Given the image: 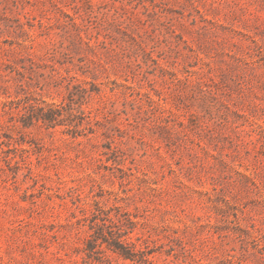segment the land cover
I'll return each mask as SVG.
<instances>
[{
    "label": "rangeland",
    "instance_id": "obj_1",
    "mask_svg": "<svg viewBox=\"0 0 264 264\" xmlns=\"http://www.w3.org/2000/svg\"><path fill=\"white\" fill-rule=\"evenodd\" d=\"M0 264H264V0H0Z\"/></svg>",
    "mask_w": 264,
    "mask_h": 264
},
{
    "label": "trees",
    "instance_id": "obj_2",
    "mask_svg": "<svg viewBox=\"0 0 264 264\" xmlns=\"http://www.w3.org/2000/svg\"><path fill=\"white\" fill-rule=\"evenodd\" d=\"M57 114H58V111L56 109H50L49 111L37 113L36 118H37V120H42V121L48 122L49 124H55V122L57 120ZM101 228H102V226L98 227L100 232L102 231ZM112 239L115 240V241H113V242H115L113 246L115 248H117L118 251H120L124 257L132 259V260L139 257V256L142 257V251L136 249L135 246H133L131 244L127 245V244L118 243V241H116L117 239L114 235H111V240ZM105 241L108 242L109 246H112V245H110L111 241H108V239H106Z\"/></svg>",
    "mask_w": 264,
    "mask_h": 264
}]
</instances>
